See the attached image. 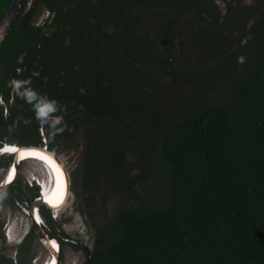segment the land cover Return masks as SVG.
Listing matches in <instances>:
<instances>
[{
    "label": "trees",
    "instance_id": "trees-1",
    "mask_svg": "<svg viewBox=\"0 0 264 264\" xmlns=\"http://www.w3.org/2000/svg\"><path fill=\"white\" fill-rule=\"evenodd\" d=\"M217 1L22 0L0 43V137L42 143L13 78L66 106L62 134L42 129L51 148L81 141L80 264H264V0Z\"/></svg>",
    "mask_w": 264,
    "mask_h": 264
},
{
    "label": "flooded vegetation",
    "instance_id": "flooded-vegetation-1",
    "mask_svg": "<svg viewBox=\"0 0 264 264\" xmlns=\"http://www.w3.org/2000/svg\"><path fill=\"white\" fill-rule=\"evenodd\" d=\"M1 103L4 105L3 101H1ZM5 113H7L6 108H5ZM43 131L44 129L40 128L42 143L35 145H23L9 140L4 141L0 137V193H6L5 198L0 200V205H3L4 207L11 206L14 209L16 208V204H21L20 206L22 207L23 212L26 215H28L30 219L29 229L19 236V238L16 240L15 243L16 245L13 249L10 247L11 242H13L12 224H10L11 221L8 218H7L8 220L6 219L7 223H3L2 219L0 220V264L5 261V258H12L14 264H22L23 263L22 261L26 260L27 257L26 255H28V250L26 249V247L24 248V251L27 250V252L24 255L22 254L20 258L18 256L20 252L19 251L20 245L23 244L26 238H27L28 246H30L29 248L30 254L28 256L31 257V260L29 264H62V259L64 257V246L66 244H68L71 248H75V249L84 248L80 246V244L77 243L75 240L70 239L66 233L65 235H62L60 233V230L63 229L61 224L59 223L56 209H54L56 207L54 205L55 203L47 202L48 204H46L44 202L43 200L45 198V196L43 195L44 187L47 186L46 190L49 189L51 186L50 181L47 184L46 179L39 180L38 178L33 177L32 179L33 182H30V184L28 185L26 181L18 179L17 165L29 159L31 160L36 158V157L33 158L24 157L25 151L20 152L21 147L23 146L39 147L43 152H47L46 149L50 151H54L58 149L59 145H55L53 146V148L49 147L45 132L43 133ZM7 147L9 149H7ZM17 154L18 155L21 154L22 157L19 159V163L15 165L14 161ZM37 161H42L47 166L46 168L47 171L49 172L48 167L51 166L49 161H47L44 158H38V157H37ZM53 176L54 178H56L55 175ZM9 177H11V179H9ZM60 177H61L60 180L62 185H65V181L61 172H60ZM12 179H14L12 183H9V181ZM17 182L18 185L21 186V190H17V186H14L17 184ZM11 189L16 191V193L20 195L21 199H19L16 196L14 198L13 195H15V192L14 191L12 192ZM52 190L57 191V184L53 187ZM59 199L57 202H59ZM35 202H38V204L35 206V208H33L32 206L34 205ZM0 214H2L1 207H0ZM36 226H39V228L43 231V233L47 236V238L51 240L52 248L51 246L49 245L47 246L43 242L40 234H38V230ZM30 234H32L31 237H29ZM74 245L78 247L76 248ZM39 246H42L47 251V256L41 260H40V256H38Z\"/></svg>",
    "mask_w": 264,
    "mask_h": 264
},
{
    "label": "rangeland",
    "instance_id": "rangeland-1",
    "mask_svg": "<svg viewBox=\"0 0 264 264\" xmlns=\"http://www.w3.org/2000/svg\"><path fill=\"white\" fill-rule=\"evenodd\" d=\"M249 4H252L260 10V6L257 0H247ZM219 4V8L222 13L226 11V3L223 1H217ZM48 16V12L46 9H41L40 12L35 16V22L37 24L41 23L44 18ZM181 55V54H180ZM187 56H189L187 54ZM186 56V57H187ZM185 57L176 58L175 63L180 61ZM184 90L190 91L192 86H182ZM44 133V131H43ZM13 141V140H12ZM7 149H9L7 147ZM82 146L81 141L72 143L71 145L64 143L59 144L58 149L54 150L55 153L59 156L65 171L68 176L67 184L62 185L65 189L69 187V195L67 200L63 202L58 208H56L57 216L59 223L62 226L64 232L68 235L70 239L75 240L80 246L84 247L81 249L71 248L68 244L64 246V257L62 259V264H80L85 259V251H88L93 246L94 241V231L92 228L93 219L83 214L79 207L81 206L79 202V198L74 193V181L73 175L77 173L79 170L80 163V152ZM39 150V149H38ZM18 179L26 181L28 185L30 182H33V177L38 178L39 180L46 179L47 184L50 181V185L52 182L51 172L47 171V166L35 159H29L25 162L19 163L18 165ZM56 166V165H55ZM57 167V166H56ZM58 169V168H57ZM121 197L117 195L115 192H111L108 194V215L112 216L120 206ZM58 203V202H57ZM21 204H16V208H12L11 206H3L0 205L2 214H0V220L2 219L3 223H7L6 219H10V224H12V233H13V242H11L10 247L13 249L15 247L16 240L19 236L26 232L29 229L30 219L29 216L26 215ZM55 209V208H54ZM107 214V213H106ZM105 217L106 215H101ZM7 219V220H8ZM97 222V218L95 219ZM38 256H40V260L44 259L47 256V251L39 246L38 248Z\"/></svg>",
    "mask_w": 264,
    "mask_h": 264
},
{
    "label": "clouds",
    "instance_id": "clouds-1",
    "mask_svg": "<svg viewBox=\"0 0 264 264\" xmlns=\"http://www.w3.org/2000/svg\"><path fill=\"white\" fill-rule=\"evenodd\" d=\"M250 38V36L244 37L241 40V46H245ZM245 62V56L241 55L237 58L238 64L243 65ZM8 85L19 98L32 106L35 119L42 128H47L53 136L62 134L66 130L67 125L60 115L66 112V106H61L56 100L42 96L29 87L27 81L13 78L8 82ZM24 122L30 124L32 121L26 119ZM5 196L6 193H0V200L4 199Z\"/></svg>",
    "mask_w": 264,
    "mask_h": 264
},
{
    "label": "bare ground",
    "instance_id": "bare-ground-1",
    "mask_svg": "<svg viewBox=\"0 0 264 264\" xmlns=\"http://www.w3.org/2000/svg\"><path fill=\"white\" fill-rule=\"evenodd\" d=\"M38 149L39 148H36V149H24V150H21L20 152L25 151L24 157H28V158L36 157V158H34L35 160H37V157L38 158H44V159H46L47 161L50 162L51 166L48 167V169H49V171L51 172V175H52V182H51V186H50L49 189L46 190L47 186L44 187L43 195L45 196V198L43 200H44V202L46 204H48L47 202L55 203L54 205L56 206L55 207V209H56L65 201V198H66V200L68 198L69 192H68L67 187L65 189L62 186V183H61V180H60V178H61L60 177V172L63 175L65 183L67 184L66 175H65V172H64L63 168L60 166L59 162H57V160L54 158V156L52 154H49L47 152H43L42 150H40V149L38 150ZM40 162H42V161H40ZM53 175H55L56 178H54ZM56 184H57V191L52 190L53 187ZM61 192H62V195H61ZM59 197H60V199H59ZM58 199H59V202L57 203Z\"/></svg>",
    "mask_w": 264,
    "mask_h": 264
},
{
    "label": "water",
    "instance_id": "water-1",
    "mask_svg": "<svg viewBox=\"0 0 264 264\" xmlns=\"http://www.w3.org/2000/svg\"><path fill=\"white\" fill-rule=\"evenodd\" d=\"M21 3H22V0H14L13 4L11 5V7L9 8L8 12L6 13L5 17L3 18V20L1 21L0 23V43L2 42V40L5 38L9 28L11 27L17 13H18V10L21 6ZM36 148H39V147H34V146H23L20 148V151L21 150H24V149H36ZM41 150V148H39ZM45 150V149H44ZM47 152H49L50 154H52L54 156V158L57 160V162H59L60 166L63 168L64 172H65V175H66V178L68 180V176H67V173L65 171V168L63 166V163L61 162V160L59 159L58 155L54 152V151H50V150H47ZM22 157V155H16L15 157V165H17L19 163V159ZM14 179L10 180L9 183H12ZM68 192H69V187H68ZM69 195V194H68ZM66 203V202H65ZM38 204V202H35L34 205L32 206L33 208H35V206ZM37 230H38V234H40L43 242L48 246H51V240H49L47 238V236L43 233V231L39 228V226H36ZM52 248V246H51Z\"/></svg>",
    "mask_w": 264,
    "mask_h": 264
},
{
    "label": "snow or ice",
    "instance_id": "snow-or-ice-1",
    "mask_svg": "<svg viewBox=\"0 0 264 264\" xmlns=\"http://www.w3.org/2000/svg\"><path fill=\"white\" fill-rule=\"evenodd\" d=\"M14 151V150H13ZM9 179H11V177H9Z\"/></svg>",
    "mask_w": 264,
    "mask_h": 264
}]
</instances>
